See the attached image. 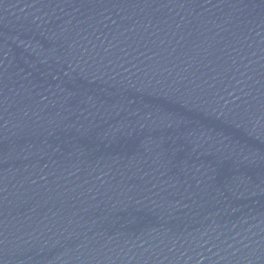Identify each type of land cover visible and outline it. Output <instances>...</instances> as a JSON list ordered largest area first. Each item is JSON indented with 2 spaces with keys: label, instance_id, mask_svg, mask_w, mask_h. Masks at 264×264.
I'll return each instance as SVG.
<instances>
[{
  "label": "water",
  "instance_id": "1",
  "mask_svg": "<svg viewBox=\"0 0 264 264\" xmlns=\"http://www.w3.org/2000/svg\"><path fill=\"white\" fill-rule=\"evenodd\" d=\"M0 264H264V0H0Z\"/></svg>",
  "mask_w": 264,
  "mask_h": 264
}]
</instances>
